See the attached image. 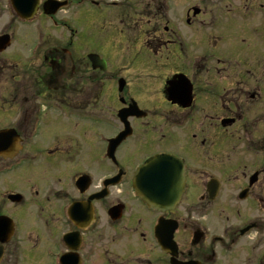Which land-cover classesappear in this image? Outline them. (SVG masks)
Segmentation results:
<instances>
[{
	"label": "flooded vegetation",
	"instance_id": "obj_1",
	"mask_svg": "<svg viewBox=\"0 0 264 264\" xmlns=\"http://www.w3.org/2000/svg\"><path fill=\"white\" fill-rule=\"evenodd\" d=\"M33 1L0 0V264H264V0ZM158 156L175 205L136 196Z\"/></svg>",
	"mask_w": 264,
	"mask_h": 264
},
{
	"label": "water",
	"instance_id": "obj_2",
	"mask_svg": "<svg viewBox=\"0 0 264 264\" xmlns=\"http://www.w3.org/2000/svg\"><path fill=\"white\" fill-rule=\"evenodd\" d=\"M26 4V0H14V6L19 11V15L21 17H23V14L21 13V8L26 7ZM37 5L38 0H34L32 3L33 10L37 8ZM43 6L44 8L52 7V9L48 11H50L49 13L53 14L60 7V4L56 1L48 0L43 4ZM48 11H45V13H48ZM176 165V161L173 160L171 162L170 160H168L167 157H154L147 160L134 178V188L136 190L137 196L141 199L146 198L150 200L153 205L148 203L149 206L158 205V200H160V198L163 197L166 193L169 194V200L172 202V204L178 201L181 190H179V188L177 187L176 179H173L170 182L167 181L168 184L167 182H163V184H158L162 183L158 179L159 175H166L163 169L170 168L171 166L174 167ZM146 179L148 184L145 182Z\"/></svg>",
	"mask_w": 264,
	"mask_h": 264
},
{
	"label": "rangeland",
	"instance_id": "obj_3",
	"mask_svg": "<svg viewBox=\"0 0 264 264\" xmlns=\"http://www.w3.org/2000/svg\"><path fill=\"white\" fill-rule=\"evenodd\" d=\"M42 1H45V0H42ZM195 2L198 3L199 1L198 0H193V1H191V0H177V6H179V7L190 6L192 4H195ZM203 6L211 8V6L212 7L213 6H219V4L214 3V0H210V1H207L206 3H204Z\"/></svg>",
	"mask_w": 264,
	"mask_h": 264
}]
</instances>
